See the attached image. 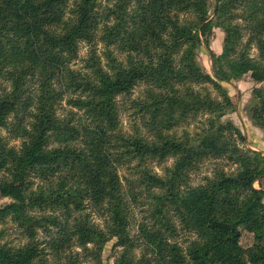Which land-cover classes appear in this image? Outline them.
<instances>
[{"label":"trees","instance_id":"16d2710c","mask_svg":"<svg viewBox=\"0 0 264 264\" xmlns=\"http://www.w3.org/2000/svg\"><path fill=\"white\" fill-rule=\"evenodd\" d=\"M113 1L101 14V0H0V196L10 200L0 221L11 219L28 240L0 246V264H51L40 232L58 264H101L113 240L121 249L114 264H264V191L254 187L264 179V154L241 148L245 136L223 121L235 105L221 85L249 74L264 84V0H215L212 15L211 0ZM101 24L108 46L148 60L125 67L109 55L104 66L93 54L85 70L75 69L81 44L94 43ZM214 28L225 38L220 55L210 52V75L198 52ZM142 85L145 95L130 104L148 133L126 135L119 98ZM65 101L72 110L61 116ZM250 111L264 129V87L254 89ZM201 115L200 132L178 135ZM169 159L164 176L148 168ZM210 160L237 169L219 166L191 186L190 175ZM126 166L139 175L127 192L119 173ZM141 187L149 213L133 237L131 199ZM179 227L195 236L187 248L175 240ZM243 232L253 235L247 248ZM142 246L153 258H136Z\"/></svg>","mask_w":264,"mask_h":264},{"label":"rangeland","instance_id":"374dc122","mask_svg":"<svg viewBox=\"0 0 264 264\" xmlns=\"http://www.w3.org/2000/svg\"><path fill=\"white\" fill-rule=\"evenodd\" d=\"M214 2L215 0L210 1V14H213L214 11ZM115 1L113 0H101V8L100 13L103 14L105 11L109 13L110 9H114ZM108 9V10H107ZM103 24L105 23L104 18L101 17ZM113 22H109L108 25H111ZM101 24L100 31L98 32L97 38L94 43H82L80 46V54L79 61L74 66L75 69L85 70L87 66V62L90 60L93 54L99 58L103 65L106 66L108 64L109 55L113 56L117 62L121 63L123 66L128 67L130 65V61H147L145 55H137L132 53L129 49L124 48L117 45L108 46L104 41H102L101 37L104 34V25ZM244 41L245 43L249 36L244 31ZM224 38L225 33L220 28H214L212 34L207 39L208 46L203 45L198 52V62L204 68V70L213 75V62L211 58V53L216 55H220L223 51L224 47ZM258 52L255 48L251 50V56L257 57ZM88 71V69H87ZM221 85L225 88L230 96L232 102L235 105V111L228 112V114L223 118L225 122H232L237 128L241 130L243 135L245 136L244 142H239L238 144L241 148L251 149L256 152H260L264 154V129H261L255 125V123L250 118V109L253 105V91L256 88L264 87V84H257L252 80L249 75L243 77L242 80L233 81L231 83L223 82ZM146 87L142 85L137 87L133 95L129 98L120 97L119 101L121 103V116H120V130L126 135H134L136 132H139L143 135H147L148 131L145 127L146 117L139 116L136 113V110L130 104V100H135L137 98L143 97L145 95ZM214 97H217L216 91L213 87H210ZM72 110L70 106L65 102L62 103L61 108H59V115L65 116ZM206 116H197L191 117L186 123V125L179 127L176 131L178 135H181L184 132H188L191 136H194L195 133L201 131L203 127H205ZM4 136H8L6 131H3ZM11 145L16 146L17 148L20 146V140H12L10 142ZM174 163L173 159H169L164 164H159L158 162H151L148 164V168L152 169L155 173L160 176H164V169L171 167ZM218 164V165H217ZM224 167L225 171L228 173H233L236 171V165H228L223 161H206L203 163L199 170L192 173L190 175V184L191 186H198L200 184L205 183L206 178H212L214 175V171L217 167ZM121 180L125 186L126 192L129 191V183L127 180H138L139 175L136 173V170L130 166L123 167L119 171ZM254 187L258 190L264 191V179L261 182H256ZM135 188V187H134ZM136 194L138 195V201L133 202L131 199V235L133 237H138V227L142 221H144L145 216L148 215V206L146 200V193L141 187L136 188ZM10 203L9 199L2 198L0 196V208ZM85 213L91 214L94 222L101 227H104V218L100 217V215L91 207H88ZM179 236L175 239L178 244L187 248L192 240H194L195 236L193 234L186 233L182 230L181 227L178 228ZM38 240L41 242H45L42 247L47 249V253L49 254L46 258L51 264H58L56 261L53 251L49 245L50 238L45 236L41 232L38 235ZM28 243V240L22 235L21 230L17 227V225L11 220L7 219L6 221H0V246H8L11 248H21ZM253 244V235L243 232L241 245L243 247H249ZM116 240L111 241L106 247L102 255L101 264H114L116 257L121 252L120 248H115ZM72 251L74 253H82V250L79 248H73ZM82 255H84L82 253ZM136 258L140 259L143 256H147L153 258V256L144 249V246L139 247L138 250L134 252ZM81 264H98L97 261L91 258L82 259Z\"/></svg>","mask_w":264,"mask_h":264}]
</instances>
